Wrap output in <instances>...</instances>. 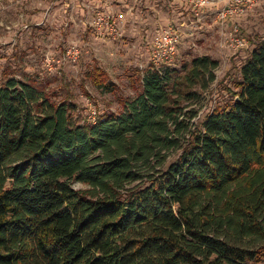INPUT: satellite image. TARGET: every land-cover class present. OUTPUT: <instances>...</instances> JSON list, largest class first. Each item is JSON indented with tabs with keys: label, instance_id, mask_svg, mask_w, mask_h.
I'll use <instances>...</instances> for the list:
<instances>
[{
	"label": "trees",
	"instance_id": "1",
	"mask_svg": "<svg viewBox=\"0 0 264 264\" xmlns=\"http://www.w3.org/2000/svg\"><path fill=\"white\" fill-rule=\"evenodd\" d=\"M217 64L200 56L179 71L151 67L137 95L121 101L123 113L81 124L75 106L52 101L35 78H6L0 264L264 259V243L253 244L264 240V38L244 60L231 103L188 131L196 114L186 104L213 82ZM88 76L112 87L99 68ZM177 149L164 168V153Z\"/></svg>",
	"mask_w": 264,
	"mask_h": 264
},
{
	"label": "rangeland",
	"instance_id": "2",
	"mask_svg": "<svg viewBox=\"0 0 264 264\" xmlns=\"http://www.w3.org/2000/svg\"><path fill=\"white\" fill-rule=\"evenodd\" d=\"M186 1L0 0V84L6 78H35L52 101L75 106L72 117L80 124L91 123L90 111H95L96 117L120 115L124 112L121 101L137 95L141 72L143 75L153 67L149 61L151 39L166 25H178L186 20ZM98 9L122 16L123 26L118 35H98L88 27L92 12ZM209 12L202 23L195 27L187 24L182 29V44L172 64L166 67L179 71L200 56L218 62L213 82L205 90L195 88L197 99L186 104V110L196 114L189 122L188 131L199 127L212 110L231 103L244 60L264 38V0L245 9L235 23L246 39L245 47L236 53L218 48V28L209 20ZM72 50L78 54L75 61L68 53ZM95 68L104 74L102 81L112 87L97 88L92 83L88 73ZM187 137L188 132L183 135L185 140ZM179 152L180 149L164 153L163 167L172 163ZM71 187L89 189L77 182H72ZM253 242L261 245L264 240L256 238ZM252 264H264V259Z\"/></svg>",
	"mask_w": 264,
	"mask_h": 264
},
{
	"label": "built area",
	"instance_id": "3",
	"mask_svg": "<svg viewBox=\"0 0 264 264\" xmlns=\"http://www.w3.org/2000/svg\"><path fill=\"white\" fill-rule=\"evenodd\" d=\"M16 2H27L30 0H15ZM259 0H189V21L182 20L178 25L168 24L161 28L151 39L149 61L153 68L161 71L170 66L174 61L177 50L182 44V29L188 25L197 26L202 23L210 12L213 23L218 28L219 39L217 46L220 50L236 53L246 45V39L235 24L244 14L245 9L254 6ZM98 35H118L122 26L121 15L114 16L112 12L95 10L91 14V20L87 24ZM186 29V28H185ZM71 58L77 57V51L72 50ZM89 119L95 122L96 112L90 111Z\"/></svg>",
	"mask_w": 264,
	"mask_h": 264
},
{
	"label": "crops",
	"instance_id": "4",
	"mask_svg": "<svg viewBox=\"0 0 264 264\" xmlns=\"http://www.w3.org/2000/svg\"><path fill=\"white\" fill-rule=\"evenodd\" d=\"M188 1H189V0L186 1V2H187V15H186V20H187V21H189V13H188V7H189V6H188ZM87 12H88V11H87ZM209 20H212V19L210 18ZM212 22H213V20H212Z\"/></svg>",
	"mask_w": 264,
	"mask_h": 264
},
{
	"label": "water",
	"instance_id": "5",
	"mask_svg": "<svg viewBox=\"0 0 264 264\" xmlns=\"http://www.w3.org/2000/svg\"><path fill=\"white\" fill-rule=\"evenodd\" d=\"M236 100H237V98H236Z\"/></svg>",
	"mask_w": 264,
	"mask_h": 264
}]
</instances>
